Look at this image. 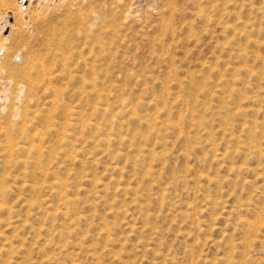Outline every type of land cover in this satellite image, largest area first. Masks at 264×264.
<instances>
[{"label":"rangeland","instance_id":"374dc122","mask_svg":"<svg viewBox=\"0 0 264 264\" xmlns=\"http://www.w3.org/2000/svg\"><path fill=\"white\" fill-rule=\"evenodd\" d=\"M0 264H264V0H0Z\"/></svg>","mask_w":264,"mask_h":264}]
</instances>
